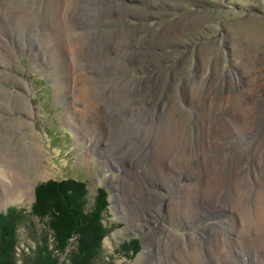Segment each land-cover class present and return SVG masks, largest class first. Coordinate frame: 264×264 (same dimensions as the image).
<instances>
[{"label":"rangeland","instance_id":"obj_1","mask_svg":"<svg viewBox=\"0 0 264 264\" xmlns=\"http://www.w3.org/2000/svg\"><path fill=\"white\" fill-rule=\"evenodd\" d=\"M125 2L129 5L128 12L120 14V18L111 25L99 26L98 30L117 34L119 43L115 45L117 48L115 52L118 51L122 56L121 64L117 65L118 69L126 62L130 69L127 78L148 88L146 93L136 94L137 101L141 103L144 114L147 115L146 121L138 128H144L149 121V112H152L153 107L156 106L158 98L155 99L150 92V85L154 81L151 74L157 71L156 69L165 75V80H172L174 73L172 71L180 66L183 75L179 80L175 77L172 81L180 86L189 85L188 74L195 69L198 70L196 81H200L198 85L205 89V99L208 103L207 112L200 114L199 118L214 116L218 121L222 119L229 121L230 105L226 102L229 98L237 102L247 97L249 102L260 100L264 103V0H173V2L172 0H125ZM180 21H183V24H180ZM143 26L149 28L145 35H140L138 30ZM123 29L127 33L126 36L120 34ZM157 29L164 31L163 37L152 42L148 38L151 34L155 35ZM65 38L62 35L59 43L67 50L68 42ZM79 44V41L75 42L76 46ZM154 46L163 54L164 60L154 61L142 57V53L149 52ZM1 48L15 52L18 46L16 40L4 33L0 35ZM10 51L13 61L0 58V73L5 79L0 86L3 90L1 96L7 99L8 93L17 89L12 83L20 81V93L29 100L34 112V116H28L26 113L12 115L4 108L0 109V178L3 173L9 177L6 179L3 175L5 180L2 178L0 182V213L6 214L10 208H14L23 215L17 228L18 264H21L24 253L32 252L44 239L49 240L51 248L54 247L52 246L54 231L49 225L50 217L41 220L34 215L33 209L39 187L65 180L84 185L86 196L82 202V210H86L90 215L106 202L102 216L106 236L102 242L103 251L97 264L106 262L183 264L184 258L187 261L185 264H197L195 258L186 256L187 254L189 256L188 250H195L193 237L200 233L203 227L208 228L209 231L213 230L212 224L217 219L218 213L215 214L214 211L213 214H208L202 210L200 219H197V222L199 220L200 222L190 227L191 225L185 226V224L172 225L169 208L175 201L174 198L181 194L188 201L192 200L191 185L195 183V187L202 185L206 187L210 174L201 177L193 171L189 173L194 179L192 184L188 181L191 178L187 177L188 182L185 181V184L176 181V184L173 183L170 187H162V182L151 177L152 174L147 172L152 159L148 161V156L145 154L151 145L147 143L145 135L140 136L141 141L135 140L130 131H124L123 128L122 132L125 134L118 135L119 124L117 125V122L113 124L108 120L109 116H112V119L117 117L111 112L107 103L104 104L102 112L92 115L98 124L101 123L100 128L92 121L93 119L83 118L79 110L85 107L87 101L76 100L81 90L74 79L76 71L72 63L73 55L68 50L65 57L68 61L67 65L63 66V72L60 73L55 64L49 60V56H43V52L32 55L22 52L20 48L15 54ZM98 52L99 50L96 49L92 57ZM50 53L51 51L48 54ZM204 54L206 61L202 62ZM120 71L122 72L123 69ZM64 73L67 75L65 83L68 86L66 91L60 92L59 87L65 86ZM100 74H95L98 79L96 78L93 86L91 83L89 86L102 99L103 82ZM165 80L162 78L157 80L161 88V100L165 92L162 85ZM233 82L242 83L243 90L239 93L231 90L230 85ZM216 84L225 85V91L215 92L213 86ZM252 87L259 92L247 95L244 88ZM195 90L192 91L188 86L184 92L185 99L189 102L195 101ZM68 91L69 93L66 94ZM172 93V91L167 93L168 101ZM262 106L264 107L263 104ZM130 109L129 114L132 116L135 112L132 109L130 112ZM176 109H178L177 105L171 103L168 110L164 109L165 116L170 117V111ZM188 113L196 114L197 109L193 108ZM263 124L257 137L252 135L257 142L263 139L262 143L264 142ZM215 127L217 126H214V129ZM214 129L210 127L209 131L213 132ZM16 135L19 137L16 138ZM210 136L209 141L212 140ZM203 155L201 152V163L205 158ZM33 157L36 161L32 163ZM173 161L175 160H171ZM175 163L178 164V161ZM12 171L18 173L17 177L10 176ZM258 173L262 177L260 179H264V170ZM157 176L163 181L159 170ZM263 182L261 183L260 180V185H263ZM153 184L156 192L165 195L164 212L158 220L150 212V206L159 203L158 195L148 194L147 189ZM24 189L29 192L26 193L27 196L20 194V191H25ZM16 190L19 192L14 194ZM12 195L19 196L12 198ZM66 207L69 208L68 204ZM85 212L81 213L85 214ZM155 212L157 213L156 210ZM178 217L179 215L175 217V221ZM240 221L242 225L244 220L240 219ZM138 224L141 226H136ZM160 229L165 233L154 238L153 236ZM79 238L80 234H75L69 239L65 253L61 256V263L67 261L69 251ZM244 239L245 246L250 248L249 236H245ZM240 241L241 238H236L237 247ZM174 242L179 243L180 258L178 251L173 252ZM254 249L257 250V247ZM260 252H263L264 259V251ZM212 261L217 264L215 258Z\"/></svg>","mask_w":264,"mask_h":264},{"label":"bare ground","instance_id":"obj_2","mask_svg":"<svg viewBox=\"0 0 264 264\" xmlns=\"http://www.w3.org/2000/svg\"><path fill=\"white\" fill-rule=\"evenodd\" d=\"M128 8L129 5L125 0H0V35L6 33L16 40L18 46L15 50L16 53L19 48L22 52L32 55L43 52V56H49V60L58 68V73L62 71L63 66L67 65L68 61L65 57L68 50L73 55L72 63L76 71L75 76L73 73L71 76L72 78L74 76L79 90H81L76 100L87 101L85 107L83 106L79 110L83 118L93 119L92 121L100 128L101 123L98 124L92 115L99 114V111L102 112L104 104L107 103L111 112L117 117V119H112V116H109L108 120L113 124L116 122L117 125L119 124V127L116 125L119 129L117 130L118 135L125 134L122 132V128L124 131H130L135 140H140L145 135L147 143L151 144L145 154L148 156V161L150 158L152 159L151 164L147 167L149 170L147 172L152 174H149L151 177L162 182V187H170L176 181L185 184L187 177L191 178L188 181L192 184L194 179L189 173L193 171L201 177L210 174V180L206 187L204 185L195 187V183L191 185L192 200L188 201L181 194L182 196L174 198L175 201L169 208L172 225L185 224V226L191 225L190 227L196 226L200 222V220L197 222V219H200L201 212L213 214L215 211V214L218 213L216 214L217 219H213L212 233L208 228L203 227L200 229V233L193 235L195 250H188L189 256L187 254V257L195 258L197 264H214L212 261L214 258L217 260V264H264L263 252H260L264 251V179H260L262 178L261 172L258 173L260 170H264V142L262 143L263 139L258 142L255 139L261 129L260 126L264 123V107L262 106L264 103L260 100L249 102L247 97L241 98L237 102L229 98L226 100L230 105L231 112L229 121H223V119L218 121L214 116L199 118V115L206 111L208 103L205 99V89L198 85L200 81H196L198 70L195 69L191 74H188L189 85L180 86L172 82L175 77L179 80L183 75L180 66L172 71L174 72L173 79H169L170 81L165 80V75L156 69L157 71L151 74L154 81L150 85L151 94L155 99L158 98L156 106L153 107L152 112H149V121L144 125V128H138L141 123L146 121L147 115L144 114L141 103L137 101L136 94H144L148 88L127 78L126 75L130 69L124 60L123 67L120 68L123 71L118 69L117 65L121 62L120 57L122 56L118 54V51L115 52L117 49L115 45L118 42L117 34L98 30L101 25L113 24L120 18V14L128 12ZM182 22L179 23L183 24ZM147 28L149 26L140 27L138 34L145 35ZM124 29L120 31V34L126 36L127 33ZM163 33L162 29H157L155 35L151 34L148 39L152 42L157 41ZM62 35L68 42L67 50L59 43ZM76 41H79V46L75 45ZM50 46L51 49H49ZM96 49L99 52L93 54L94 57H92V53ZM9 51L1 48L0 58L13 61V55L9 54ZM50 51L51 53L48 54ZM15 52L10 51L14 54ZM206 52L209 53V51ZM205 54L202 62L206 61ZM142 57L160 61L163 59V54L154 46L149 52L142 53ZM99 73L102 74L103 82L102 99L89 86L90 83L92 86L95 84L97 78L95 74L99 75ZM63 76L65 83L67 75ZM158 78L165 80L162 84L163 90H165L162 100L160 99L161 88L157 84ZM4 82V76L0 73V86ZM19 82L12 83L17 89L16 91L11 90L7 99H4L3 95L1 96L3 90L0 89V109L4 108L12 115L26 113L28 116H34L29 100L20 93ZM64 85L59 87L60 92L68 86L66 83ZM188 86L192 91L197 88L195 101L189 102L184 97ZM230 88L238 93L243 90L240 82H233ZM213 89L215 92H221L225 91L226 86L216 84ZM170 91L173 93L168 101L167 93ZM244 91L247 95L259 92L254 87L244 88ZM68 93L69 91L66 92V94ZM204 94L205 97H203ZM171 103H175L178 109L171 110V116L166 117L164 109L168 110ZM146 104L149 105V103ZM129 108L135 112L132 116L129 114ZM193 108L197 109V113H188ZM131 109L130 112H132ZM118 119L121 120L118 121ZM214 126L217 127L214 129ZM210 127H213V132L209 131ZM252 135L255 138H252ZM209 136L212 137L211 141L208 140ZM18 137L16 135V138ZM208 143L210 144L208 145ZM201 152L205 157L202 163ZM35 159L33 157L32 163L36 161ZM135 159L137 161L138 158ZM171 160L178 161V164ZM158 170L163 181H160L157 176ZM17 174L12 171L10 176L17 177ZM146 174L148 175V173ZM3 175L6 179L9 178L8 175L4 173ZM2 176L0 182H2ZM256 178L259 180L257 181ZM3 180L5 179L3 178ZM260 180L263 185H260ZM154 185L147 190L151 196L158 195V205L151 204L152 206H150V212L158 220L164 212L165 195L156 192ZM24 190L20 191L21 195L29 193L28 190ZM18 192L16 190L14 194ZM12 196L15 198L19 195ZM177 215L179 217L175 221ZM240 219L244 220L242 225L241 221L239 222ZM136 226H141V224ZM163 233H165L164 230L160 229L153 237L157 238ZM245 236L250 238V248H247L243 242ZM236 238H241L238 247L235 245ZM172 246L173 252L178 251L180 258L179 243L174 242ZM255 247L257 250L254 249ZM182 262L183 264L187 263L185 258Z\"/></svg>","mask_w":264,"mask_h":264},{"label":"trees","instance_id":"obj_3","mask_svg":"<svg viewBox=\"0 0 264 264\" xmlns=\"http://www.w3.org/2000/svg\"><path fill=\"white\" fill-rule=\"evenodd\" d=\"M85 196L84 185L72 180L51 182L37 189L33 213L41 220L50 217L49 225L54 231V247L51 248L49 240L44 239L32 252L24 253L21 264H97L106 236L102 222L106 202L90 215L86 210H82ZM22 217L21 211L14 208H10L6 214L0 213V264L19 262L17 228ZM83 226L84 228H81ZM75 234H80V238L69 251L67 261L61 263L60 259L65 253L69 239Z\"/></svg>","mask_w":264,"mask_h":264}]
</instances>
